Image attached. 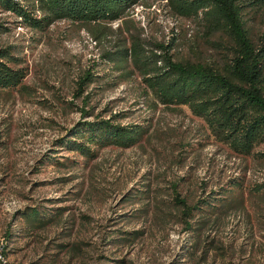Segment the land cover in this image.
Returning a JSON list of instances; mask_svg holds the SVG:
<instances>
[{"label": "rangeland", "instance_id": "rangeland-1", "mask_svg": "<svg viewBox=\"0 0 264 264\" xmlns=\"http://www.w3.org/2000/svg\"><path fill=\"white\" fill-rule=\"evenodd\" d=\"M262 35L264 15L257 46ZM135 42L157 55L164 45L177 61L223 56L198 21L177 17L162 0H141L114 24L60 22L46 32L0 13V48L14 47L28 72L20 88L0 91V237L8 259L264 264V196L250 194L264 184V144L252 156L235 154L188 107L158 104L131 60L119 70L104 58ZM88 73L99 76L94 84L83 83ZM95 121L139 125L147 134L131 149L94 147L86 160L65 145ZM236 182L245 191L240 207L182 216L179 200L202 207ZM32 210L46 222L26 228Z\"/></svg>", "mask_w": 264, "mask_h": 264}, {"label": "trees", "instance_id": "trees-1", "mask_svg": "<svg viewBox=\"0 0 264 264\" xmlns=\"http://www.w3.org/2000/svg\"><path fill=\"white\" fill-rule=\"evenodd\" d=\"M177 17L200 23L208 44L221 50L220 61L212 63L177 61L166 46L158 45L162 55L148 52L142 44L132 49L122 47L104 56L119 70H126L131 60L143 76L148 92L165 107H188L202 119L211 133L235 154L249 157L264 144V35L260 46L255 42L257 20L264 15V0H162ZM0 0V13H10L35 31L46 32L60 22L96 27L126 19L141 0ZM40 13L41 16L37 17ZM22 59L14 47L0 48V91L17 90L28 76ZM127 72V71H124ZM96 73V72H94ZM130 73H126L128 76ZM83 83L94 84L99 76L88 73ZM147 134L139 125L120 126L108 121H95L83 127L65 145L70 152L80 153L86 160L95 157L92 148L106 146L131 149ZM262 159L264 158V154ZM63 165V164H62ZM222 197L208 198L202 207L190 206L184 200L177 204L182 216L194 212L218 214L244 202L241 183ZM254 196H264V184L254 187ZM138 197V196H137ZM137 197L132 199H137ZM224 211V212H225ZM59 217V213L48 214ZM26 228L44 223L37 210L24 215ZM53 221V219H50ZM186 231L193 230L186 223ZM9 238V235L7 236ZM128 242V239H123Z\"/></svg>", "mask_w": 264, "mask_h": 264}, {"label": "bare ground", "instance_id": "bare-ground-1", "mask_svg": "<svg viewBox=\"0 0 264 264\" xmlns=\"http://www.w3.org/2000/svg\"><path fill=\"white\" fill-rule=\"evenodd\" d=\"M7 245L5 243V241L0 237V252H1V255L4 256V257H7L6 258V264H12L10 262V260L8 259V256H7Z\"/></svg>", "mask_w": 264, "mask_h": 264}, {"label": "built area", "instance_id": "built-area-1", "mask_svg": "<svg viewBox=\"0 0 264 264\" xmlns=\"http://www.w3.org/2000/svg\"><path fill=\"white\" fill-rule=\"evenodd\" d=\"M6 258L7 257L2 256L0 252V264H6Z\"/></svg>", "mask_w": 264, "mask_h": 264}]
</instances>
